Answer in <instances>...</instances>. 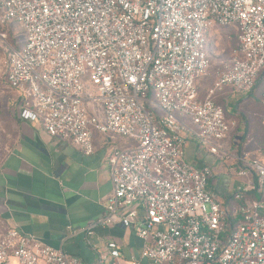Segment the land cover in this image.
Wrapping results in <instances>:
<instances>
[{
    "label": "built area",
    "instance_id": "1",
    "mask_svg": "<svg viewBox=\"0 0 264 264\" xmlns=\"http://www.w3.org/2000/svg\"><path fill=\"white\" fill-rule=\"evenodd\" d=\"M9 23L26 35L0 74V93L17 96L13 115L86 155L96 135L126 142L107 155L104 214L80 229L94 264H264V159L231 152L242 136L214 101L226 89L249 98L261 85L264 107V0H0V25ZM218 28H235L238 46L201 99ZM189 138L235 169L238 223L209 190L212 167L185 161ZM117 225L142 240L140 258H124L113 239L101 240L105 253L92 242ZM13 259L84 264L14 226L0 231V264Z\"/></svg>",
    "mask_w": 264,
    "mask_h": 264
},
{
    "label": "crops",
    "instance_id": "2",
    "mask_svg": "<svg viewBox=\"0 0 264 264\" xmlns=\"http://www.w3.org/2000/svg\"><path fill=\"white\" fill-rule=\"evenodd\" d=\"M227 92L228 89L214 101L237 122L232 135L243 132L239 140H245L248 126L245 122L240 124L238 119H246L242 108H247L252 98L240 95L222 98ZM205 93L200 85L201 99L205 98ZM229 106L234 107V115L229 114ZM8 111L5 114L10 117L11 127L5 134L0 130V141L1 136L7 141L0 157V231L14 226L54 249L80 258L84 264L96 263L97 255L80 229L104 214V200L113 190L107 155L112 147L124 146L126 142L96 135L95 152L86 155L70 141L51 137L41 123L21 120L9 108ZM263 118L264 115V128ZM185 161L195 167H212L215 174L209 190L220 203L229 207L233 224L238 223V206L232 199L234 186L223 163L208 156L191 138L186 142ZM254 197L248 195L250 199ZM109 239L120 244L124 258H140L143 242L129 229L117 225L99 232L92 242L105 253L101 240ZM12 264H16V260L13 259Z\"/></svg>",
    "mask_w": 264,
    "mask_h": 264
},
{
    "label": "rangeland",
    "instance_id": "3",
    "mask_svg": "<svg viewBox=\"0 0 264 264\" xmlns=\"http://www.w3.org/2000/svg\"><path fill=\"white\" fill-rule=\"evenodd\" d=\"M26 35L21 27L16 23H9L0 25V74H4L6 71V62L8 50L10 47L21 48L25 45ZM238 46V31L235 28H218L213 30L211 36L208 38V52L211 58L212 68L208 77L201 81L202 91L211 86L214 81L225 71L231 68L233 52ZM234 92L228 89L226 95L222 98L233 97ZM232 96V97H231ZM17 98L15 92L4 91L0 93V130L2 134L8 132L11 127L10 117L5 114L8 111L9 100ZM247 108H242L244 119H238L240 124H247L248 133L245 140H241L239 145L242 150L251 152L252 156L264 159V128L262 126V116L264 115V108L261 105V85L258 86L257 91L250 97ZM88 108H93L94 103L87 102ZM234 107L229 106L228 112L230 115H234ZM246 130V126H245ZM237 135L243 136V132H237ZM7 146L6 138L1 136L0 141V157L3 154ZM240 149L237 146H233L231 152L237 154ZM208 156H211L208 154ZM212 157V156H211ZM215 159V158H214ZM227 168L228 173L235 174V169L231 168L230 162L223 163ZM233 186L237 185L239 181H231ZM234 182V183H233ZM229 186V183H228Z\"/></svg>",
    "mask_w": 264,
    "mask_h": 264
},
{
    "label": "trees",
    "instance_id": "4",
    "mask_svg": "<svg viewBox=\"0 0 264 264\" xmlns=\"http://www.w3.org/2000/svg\"><path fill=\"white\" fill-rule=\"evenodd\" d=\"M17 48H18V47H17ZM256 91H257V89H256ZM256 91H255V92H256ZM250 97H251V96H250ZM250 97H249V98H250ZM263 140H264V139H263ZM263 142H264V141H263Z\"/></svg>",
    "mask_w": 264,
    "mask_h": 264
}]
</instances>
